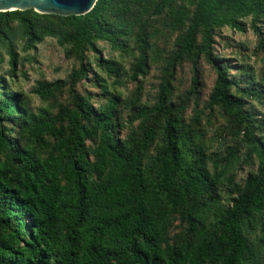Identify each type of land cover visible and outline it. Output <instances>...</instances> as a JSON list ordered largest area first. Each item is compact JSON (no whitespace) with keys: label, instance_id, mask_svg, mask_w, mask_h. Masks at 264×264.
Returning <instances> with one entry per match:
<instances>
[{"label":"trees","instance_id":"16d2710c","mask_svg":"<svg viewBox=\"0 0 264 264\" xmlns=\"http://www.w3.org/2000/svg\"><path fill=\"white\" fill-rule=\"evenodd\" d=\"M173 15L171 30L182 31L162 60L156 102L133 109L129 124H140L123 138L121 62L86 54L100 53L98 43L130 54L137 80L154 52L151 20ZM248 25L264 51V0H98L85 16L0 13V49L13 73L20 46L29 52L56 39L79 59L73 85L93 73L104 98L95 109L72 94L71 107L35 112L0 77V264H264V116L249 106L264 104V85L231 76L214 50L219 30ZM201 58L216 74L204 108L195 71L173 102L178 66L196 70ZM64 87L42 82L35 95L48 102ZM206 111L227 120L237 143L226 152L208 145ZM244 165L256 169L238 185Z\"/></svg>","mask_w":264,"mask_h":264},{"label":"rangeland","instance_id":"374dc122","mask_svg":"<svg viewBox=\"0 0 264 264\" xmlns=\"http://www.w3.org/2000/svg\"><path fill=\"white\" fill-rule=\"evenodd\" d=\"M138 17L139 15L134 13L131 20ZM175 20L174 15L151 20V43L154 52L148 58L147 75L140 76L137 80L132 78L135 59L130 54L121 57L119 52L112 50L110 45L105 43H98V47L101 49L100 53L88 52L86 54L90 58L95 56L96 62L99 59L105 61L112 58L121 62L120 81L122 86L117 85L116 89L121 94L120 116L123 124V138L130 134L132 128H137L140 124V122H135L133 127L129 124V117L133 109L144 105L152 106L156 102L162 77V60L175 49L176 40L182 31L181 28L171 30L172 25L176 23ZM128 43L130 50L134 52L133 37L128 39ZM214 50L225 63L230 65L231 76L241 78L243 84L248 85L254 82L256 85H264V51L259 48V37L250 28V25H248L246 33H239L230 28L219 30L215 37ZM0 52L5 58L0 65V77H5L10 82L12 92H21L25 96L32 111L36 112L42 107L51 106L54 113H57L60 107L72 106V94L89 97L94 103L95 109H97L96 104L104 102L102 89L95 85L93 73L73 85L72 75L80 67L79 59L75 55H68L65 48L56 39H46L36 49L29 52H24L20 46L17 68L14 73L11 71L12 68L5 49L1 48ZM92 68L95 73L96 65ZM194 71L198 74L201 82L199 106L200 109H203L216 80L214 69L203 58L199 60L196 70L190 61H185L178 66L174 80L173 102L179 104L189 91L192 78L195 75ZM110 80L113 85L116 79ZM56 81H64L65 87L55 98L44 102L35 95L39 83ZM249 106H252L259 115L264 116V104L250 103ZM194 108L195 102H192L186 110L187 123L193 117ZM202 124L207 133L208 145H212L213 148L216 147L220 151L226 152L237 143L231 135L225 134L227 120L222 115L218 113L209 115V112L206 111L203 114ZM215 134L217 136L214 139ZM242 154L244 155V151ZM255 169V166H241L237 171L236 183L242 185L248 173ZM178 231L179 229L175 227L173 232L177 233Z\"/></svg>","mask_w":264,"mask_h":264},{"label":"water","instance_id":"95a60500","mask_svg":"<svg viewBox=\"0 0 264 264\" xmlns=\"http://www.w3.org/2000/svg\"><path fill=\"white\" fill-rule=\"evenodd\" d=\"M98 0H0V13L34 10L42 15L85 16Z\"/></svg>","mask_w":264,"mask_h":264}]
</instances>
